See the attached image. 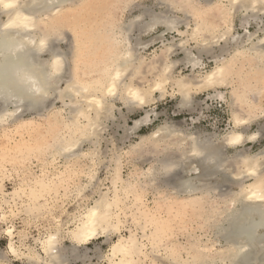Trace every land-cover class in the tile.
<instances>
[{
    "label": "bare ground",
    "instance_id": "bare-ground-1",
    "mask_svg": "<svg viewBox=\"0 0 264 264\" xmlns=\"http://www.w3.org/2000/svg\"><path fill=\"white\" fill-rule=\"evenodd\" d=\"M85 1L3 0L14 4L11 8L0 3V136L5 142L0 145V223L6 224L3 231L8 241V252L0 253V264H14L13 260L23 264H86L92 257L89 245H95L92 253L97 254L100 248L94 242L111 241V235L117 239L105 255L109 264H149L148 259L150 264H264V151L230 159L225 156L226 149H236L257 137L256 133L247 135L245 127L257 117V97H262L258 92L264 90V0H159L167 12L183 13L195 26L191 32L181 31V21L168 15L154 16L150 25L141 26L143 34L163 25L166 30L157 39L172 31L181 37L178 42L164 43L161 55L153 61L141 55L145 47H134L129 41L135 20L124 27L113 25L117 24L114 21L112 25L111 21L91 24L88 18L96 11L93 3L98 0ZM123 1H119L120 6L128 3ZM1 16L6 19L2 21ZM237 19L242 34L236 30ZM253 26L255 31L251 32ZM65 28L73 37V47L67 53L53 48ZM178 51L184 55L180 63L184 69L190 68L191 75L173 72L178 63L172 56ZM44 52L50 53L49 59L41 57ZM69 55L71 65L67 63ZM203 55L212 62L209 70ZM117 72L119 78L115 79ZM260 84L262 89L257 91ZM168 85L177 90L187 107L194 92L216 88L208 98L223 99L217 89L231 87L233 129L222 137H212L172 124L157 127L126 149L127 154L153 165L137 179H124L117 158L110 168L111 186L104 190L96 170L102 163L101 123L113 119L116 100L129 112L143 109L157 100V93L164 97ZM51 97L63 107L56 108L49 102ZM152 111H146V116L124 133L137 132L148 124ZM26 113L30 117L22 119ZM11 118L20 135L13 142L9 126H5ZM32 159L38 161L40 174L29 170L35 164L26 172L22 170ZM8 163L21 177L11 193L4 183L8 178L4 164ZM216 178L219 185H210ZM231 179L239 190L229 195L224 189ZM146 187H156L157 192L165 187L171 196L156 198L155 207L150 208L144 199L149 191ZM215 191L224 204L221 208L209 207ZM70 195L78 203L75 213L64 210L65 201L58 206L60 196ZM131 204L137 207L138 219L145 221L142 239L136 230H126L129 235L122 233ZM17 207L30 219L46 211L53 218V229L50 226L34 244L27 231L16 234L11 219L17 216ZM61 208L67 220L54 214ZM188 209L197 214L195 217H202L206 227L216 230V243L199 237L183 249L168 243L175 235L174 227L180 232L184 229ZM160 210H166L165 216ZM182 251L188 255L186 259Z\"/></svg>",
    "mask_w": 264,
    "mask_h": 264
},
{
    "label": "rangeland",
    "instance_id": "rangeland-1",
    "mask_svg": "<svg viewBox=\"0 0 264 264\" xmlns=\"http://www.w3.org/2000/svg\"><path fill=\"white\" fill-rule=\"evenodd\" d=\"M78 1L79 2L80 1L81 2H83V1L87 2L85 0H78ZM98 1H95V3H93V4H96L95 6H93L94 10H96V11L90 13V17H89L90 19L88 18V20L90 22L89 21L88 22L91 24L94 23V24H97L98 26H100V24L101 25L105 24V23L110 24L109 21H111V25H112V23L114 21V22H117L118 25L116 23H113V25L115 24V26H123L124 27V26L130 25L133 22V20H135L134 21L135 26H134L133 30H131V32H129V34H128L129 41L131 44H133L134 47L137 45H141V47H145L144 49L142 48L143 50L141 49L140 52H141V55L147 59V61H153L156 59L157 56L161 55L163 48H164V46H163L164 43L165 44L172 43L174 40L176 42H178L179 39L181 38L179 36V34L177 33V31H172V32L164 33L163 39H161V38L157 39L166 30L163 25H159V26L157 25L152 30L150 29L147 33L141 34L142 32L140 31L141 30L140 27L150 25L152 17H154V16L160 17L163 15H168L170 18L176 17L182 23L180 25V30L184 31V32H186L187 30H189L188 32H191L192 28L195 26L194 21L191 20V18L188 19L189 17H186L185 15H183V13L167 12V10L169 11V9L166 8L165 5L161 4L162 2H160L159 0H128V3H127L128 5L125 2V4H126L125 6H123L124 3H122L120 6V4H119L120 0H104V1L98 0ZM105 1H106L107 5H106ZM122 1L123 0H121V2ZM102 2H104V3H102ZM117 2L119 5H117ZM97 3H98V5H97ZM101 3L103 5H101ZM81 5H83V4H81ZM126 6H127V8H125V10H124V7H126ZM81 9L83 10V8H79V10H81ZM98 10H99V13H97ZM105 10H106V13L104 12ZM101 13H102V15H101ZM110 13H111V16H110ZM104 14L107 16L106 20H105L106 16ZM112 14H113V16H112ZM93 16H95V17H93ZM111 17H113L114 20H112ZM114 17H116V19ZM5 19H6L5 16H1L2 21H4ZM93 19H95V20H93ZM263 20H264V18H263ZM102 21H103V23H102ZM188 25H189V27H188ZM235 25L237 27L236 28L237 32L242 34L243 30L241 28H239V20L238 19L235 21ZM250 30H251V32H254L255 26H253ZM62 33H63V35H61L62 38L59 37L58 40L55 41L56 43L54 42L53 48L55 47L54 48L55 50L59 49L58 51L67 53V52H70L71 47H73V37L71 35V31L67 28L63 29ZM191 44H192V46L195 47V44L193 42H190V45ZM190 48H191V46H190ZM216 50L218 51L219 47H217ZM192 51L194 54L198 53L196 48L192 49ZM204 56H206V55L202 56V58L206 64L205 68H207V70H209L211 65H212L211 64L212 62H209L210 58H208L207 56L206 57H204ZM41 57L43 59L47 60L50 57V53L44 52L41 54ZM70 58H71V56L69 55V57L67 59L68 65H71L70 64L71 63ZM183 58H184V55L181 54L180 51H178V53H176L172 56V60L174 62L178 63V66L173 71V72H175V74L177 76L179 73H181L184 76L191 75L190 68L184 69L183 64L180 63V61ZM68 67L69 66H67V68ZM128 74H131V72L129 71ZM148 77H147V79H148ZM260 85H259L260 88L257 86L258 87L257 91L262 89L263 85H261V86ZM60 87L65 88V84L61 83ZM172 89H173L172 86L168 85L167 89L165 91L166 93L164 94V97H162L160 93L159 94L157 93L155 95V98H157V100L155 102H152L149 105L144 106L143 109L142 108H140V109L135 108V110L133 109V111H131V112L128 111L127 107L124 105V103L122 101L116 100L117 103L116 102L114 103L116 106V109L114 111L113 119L104 120L102 122L103 124L101 123V126H100V129L104 128L103 132L101 133L102 141H101V147H100L102 163H101V165H99L100 167H96V170H98L97 171V177L100 181V186H102V188L104 190H106L107 187L111 186V183H110V180H111L110 176L112 174L111 169L116 165L115 163H116L117 158H120V160H121V164H122L121 173H122L124 179H128V178L131 180L135 179V178L137 179L138 176H141L139 174L143 173L145 170H147L149 167H151L153 165V164H148L146 162H143L142 160H140L141 158L139 159L133 155L131 156L130 154H127L126 149H128L130 144L132 145L133 143L137 142L140 139L141 135L148 134L151 132V130L153 131L157 127L159 128V127L166 125V124L167 125L172 124L181 130H186V131H190V132L192 130V132L197 131L198 133L202 132L201 134H203V135L208 134V136H212V137H214V135L222 137L224 134H226L227 132L231 131V129H233L234 125L232 123L233 122L232 109H230V107H229V101L231 100V98H230L231 97V92H230L231 87H223L222 86L221 88L219 87L217 89V91H220L223 93V95H224L223 99H213L212 100L211 98H208L209 94L210 95L215 94L216 88H213V89L211 88V89H206V90L203 89L201 91L199 90L198 93L194 92L192 95L191 103H190L191 106H188V107L184 106L185 103H183L184 101H182V97L179 95L177 90H172ZM262 91H260V92H262L264 94V90H262ZM260 92H258V94L259 95L261 94L262 97L258 96L257 97L258 100L256 103V105L259 106L258 107L259 110L258 109L256 110L258 112L254 111V112H256L257 117L255 118V120L249 122L250 124H248L245 127V131H246L245 133L247 135H249V134L251 135V134L256 133L257 137L254 141H250V140L246 141L243 145L236 148L237 150L235 148L226 149L225 150V153H226L225 156L227 158H229V157L231 158L232 156H236L237 154H242V153L244 155L253 156V155H256V154L264 151V95ZM250 96L252 97V100H253V94ZM159 97H161V98H159ZM49 102H51L52 104L54 103L53 105L56 108L57 107L58 108L63 107L62 102L61 101L59 102V100L55 101L54 97H51L49 99ZM49 102H48L47 106H49L51 104V103L49 104ZM182 103H183V105H182ZM43 110H46V109L43 108ZM152 110L155 112V114H157V117L155 116V114ZM146 111H150V112L152 111L153 112L150 115L151 121L148 124L143 125L139 131L129 132L130 134L126 135L124 133V129H128V128H131L132 126H134L135 121L141 120L143 117L146 116V113H145ZM30 115L31 114L26 113L25 115H23L22 119L28 118V117H30ZM12 120L13 119L11 118L6 123L5 126H9L7 129H10V133H9V130H7V132L10 134V136H9L10 140L13 142V141H16L17 138L20 139V135L18 134V132L15 131L16 126L14 127V125H13L15 122L13 123ZM39 121H41V120L39 119ZM246 128H248V129H246ZM0 132H1V130H0ZM197 132H194V133H197ZM13 136L15 138V139L13 138L14 140L11 139V137H13ZM0 137H1L0 138V145H2L5 142H4V139L1 140L3 137L2 136H0ZM124 138L126 140H124ZM121 139H123L125 142L123 143V141H121ZM120 149H122V150H120ZM103 150L105 151V153ZM35 160L36 159H32L30 162H27L29 164H26V166L23 167L22 170L23 171L25 170L24 172H26V169L28 170V168H30L33 164H35L29 170H32V173L40 174L41 171H39V170L41 168L39 166L38 161H35ZM105 161H107V162H105ZM135 161H137V162H135ZM142 162H143V164H142ZM57 163H58V161H57ZM27 165H30V166L27 167ZM59 165L60 164H58L57 167H59ZM4 166L6 169V170L5 169L4 170L6 171V174L8 175V178L6 179V181H4L5 190L8 193H11L17 188V186H19L18 183H20L21 177H19V174L17 172H15V171L13 172V169H12L13 167L11 166V164H9V163L4 164ZM38 167H39V169H38ZM140 169H142V170H140ZM138 170H140V171H138ZM16 177H17V179H16ZM81 180H83V179H81ZM231 181H230V183L226 184V187L224 189V191L226 193H228V194L230 193L229 195H231V192L234 193V192H237L239 190V186L236 185V183H234V180L231 179ZM218 182H220V180L218 178H216L215 180H212L211 182H209V184L212 186L213 185L217 186V185H219V184H217ZM146 188L149 191L145 194L144 199L146 198V201H147L146 204L150 208L155 207L154 201L158 200L156 198H158L160 196L162 197L163 195L164 196L165 195L171 196V195H169L170 190L169 189L164 190L165 187H164V189H161L162 191L159 189V192H157L156 187H152V188L146 187ZM161 188H163V187H161ZM163 191H165L167 194ZM61 193H64V191L62 190ZM160 193H161V195H160ZM218 193L219 192L215 191L213 196H211L210 205H209L210 208H214L216 206L221 208L224 206V204L221 203V200H219L220 196L218 195ZM62 197L63 196H60V199L58 201L59 202L58 206L59 205L62 206L61 205L62 201L63 202L65 201L67 204L64 205V210L69 211V213H75L77 206H78V203H76V201L71 197V195L68 196L67 198L66 197L62 198ZM69 198H71V199H69ZM182 200H183V198L178 199V203L179 202L181 203ZM129 203H131V202H129ZM132 205L133 204H131L129 206V210L127 211V212H129L128 217H126V218L124 217V221L126 220L125 227H127V228L124 227L122 229V233L124 235H129V232H127L128 229L134 230V231L136 230L135 231L136 234L138 235V237L140 239H142L141 238V236L143 235L142 229L145 226V224H144L145 221L138 219L139 215L137 214V211H136L137 207H135L134 205L132 206ZM150 205H152V206H150ZM20 206L21 205H19V207ZM19 207H17L18 211L16 209V215L17 216H15L11 219V221L14 223V225L17 229L16 234H18L20 231H23V230L27 231L28 234L30 235L29 240L31 241V243L34 244L35 240H38L43 234H45L47 229H50V228L53 229V222H52L53 218L50 217V215H48V213H46V211H44L45 213L43 211L41 213L38 212V213H36L37 215L35 218L30 219V216L23 209H20ZM174 210H176V209H173V212H176ZM165 211L166 210H163V211L160 210L159 214L160 215L162 214L163 216H165V214H166ZM186 211L187 212H185V213L187 215H186V217H184V219L186 218V221L183 219L184 222H186L185 225L183 222L185 230L181 229L184 233L182 231L180 232L178 229H177L178 230L177 231L176 227H174L173 231H174L175 235L173 236L174 233L172 234L173 237L172 238L170 237L169 241L167 240L168 243H173V242L177 243V244H179V246L181 245V247H180L181 249L188 248L189 244L192 243V239H195L198 237L203 242L212 241V242L216 243L214 240L216 230H214L212 228L209 229V227H206L204 225L205 222L204 223L202 222L203 221L202 217H198V216L195 217V215H197L196 213L191 214L192 210L188 209ZM206 213H207V210H206ZM54 214L59 215L61 217V219H63V220H67V218H68L66 212H64L63 209L62 210H60V209L55 210ZM172 214L173 213L171 212V216H172ZM189 215L190 216L192 215V217H190ZM50 226H52V227H50ZM5 228H6V224L0 223V253L1 252L2 253L8 252V249H7L8 241H7L6 235L3 231ZM149 231L150 230L148 229L147 232H149ZM66 239H64L65 245H69V242ZM116 239H117L116 235H111V241L105 242L104 241L105 239H100V240L95 241L94 243L97 245V247L100 248V251L97 252V254L92 253L95 245H93V244L89 245V248H90L89 255H91L92 257L90 260H88L86 262V264H109V263H107L108 260L105 257V255L109 251V246L111 245V242L115 241ZM17 240H18V238H17ZM145 242L149 247V248L147 247L148 252H150V246H149L147 241H145ZM183 245H185V246L183 247ZM162 248L163 249L165 248L163 246V243H161V245L159 247V249L161 250V253L164 252ZM186 255H187V253L185 251H182V257H184L186 259L188 256V255L187 256ZM12 262L14 264H23L22 261H14L13 260ZM147 262L149 264L151 263L149 259L147 260ZM73 264H83V263L76 262Z\"/></svg>",
    "mask_w": 264,
    "mask_h": 264
},
{
    "label": "snow or ice",
    "instance_id": "snow-or-ice-1",
    "mask_svg": "<svg viewBox=\"0 0 264 264\" xmlns=\"http://www.w3.org/2000/svg\"><path fill=\"white\" fill-rule=\"evenodd\" d=\"M0 3H3V0H0ZM3 7L4 8H11V7H14V4H12V3H3ZM118 78H119V72H117L115 79H118ZM140 103H143V101L141 100ZM233 142L235 143L236 141H233Z\"/></svg>",
    "mask_w": 264,
    "mask_h": 264
}]
</instances>
